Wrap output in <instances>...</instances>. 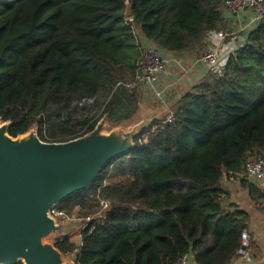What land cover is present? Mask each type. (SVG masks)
Listing matches in <instances>:
<instances>
[{
	"label": "trees",
	"instance_id": "1",
	"mask_svg": "<svg viewBox=\"0 0 264 264\" xmlns=\"http://www.w3.org/2000/svg\"><path fill=\"white\" fill-rule=\"evenodd\" d=\"M222 7V0H0V120L10 122L8 135L36 127L42 142L64 143L104 116L111 124L129 120L139 94L125 84L137 70L139 37L199 58L207 35L226 31ZM87 99L90 109L81 106ZM91 108L98 113H81ZM170 114V122L146 126L89 190L55 206L86 219L97 213L99 190L141 191L87 223L80 247L54 239L74 264H172L183 255L228 264L236 256L248 214L224 206L222 181L264 157V20ZM246 188L264 199L256 185Z\"/></svg>",
	"mask_w": 264,
	"mask_h": 264
},
{
	"label": "water",
	"instance_id": "2",
	"mask_svg": "<svg viewBox=\"0 0 264 264\" xmlns=\"http://www.w3.org/2000/svg\"><path fill=\"white\" fill-rule=\"evenodd\" d=\"M130 16L128 7L125 17ZM106 120L64 143L42 142L36 127L12 138L10 122L0 123V264H74L45 242L59 228L50 210L89 190L111 161L132 151L133 140L152 122L106 133Z\"/></svg>",
	"mask_w": 264,
	"mask_h": 264
},
{
	"label": "crops",
	"instance_id": "3",
	"mask_svg": "<svg viewBox=\"0 0 264 264\" xmlns=\"http://www.w3.org/2000/svg\"><path fill=\"white\" fill-rule=\"evenodd\" d=\"M224 10V8H223ZM223 18L226 23V32L235 28L237 32L241 33L240 37L232 40H219L217 38L218 33H210L205 39V52L209 50H217L218 64L215 68H210L207 65L198 61V57L193 52H181V53H168L160 51V54L169 60L167 67L161 74L158 88L164 89V97L162 101H159L164 106L166 112L170 113V108L183 94L190 91L191 88L200 83L210 71L219 72L226 59L237 48L242 46L246 40V36L257 24L253 22V13L250 10H244L238 15L231 16L225 10L223 11ZM231 33H233L231 31ZM142 42L146 41L142 36L139 37ZM147 42V41H146ZM149 43V42H148ZM139 97L142 95L138 89ZM167 114L165 115L166 118ZM155 118V117H153ZM152 118V121L155 119ZM151 120V119H150ZM140 122V121H139ZM135 124V123H134ZM245 180V185L254 184L259 189L264 183H254L247 175L241 174L236 176H230L222 181V186L226 190L228 197L224 202V206L227 207L232 204L238 210H243L248 214L247 229L244 233L249 236V253L252 258L250 264H264V199H255L251 196L246 186H243L241 180ZM264 193V190L259 189ZM65 218H62L59 222V230L57 231L56 238H65L69 243L80 247L81 239L80 232L78 236H74L73 232L69 230L65 231L68 226ZM80 223L81 221L78 220ZM79 226V225H78ZM81 227V226H79ZM63 231V232H59ZM73 260V256H66ZM190 264H194L192 255H189ZM228 264H246L236 256Z\"/></svg>",
	"mask_w": 264,
	"mask_h": 264
},
{
	"label": "built area",
	"instance_id": "4",
	"mask_svg": "<svg viewBox=\"0 0 264 264\" xmlns=\"http://www.w3.org/2000/svg\"><path fill=\"white\" fill-rule=\"evenodd\" d=\"M222 6L224 10L231 16L238 15L244 10H250L253 13V22H260L264 20V0H222ZM219 40L225 38L224 33L216 34ZM141 53L137 62V70L134 75L133 81L125 84L126 88H136L147 90L153 97L162 101L164 95V89L158 88V82L161 74L167 67L169 60L160 54V51L156 49L152 44L144 41L140 43ZM198 61L207 65L210 68H215L218 64L217 50H209L204 52ZM120 84H118L119 86ZM82 103L91 104L92 100H83ZM81 103V104H82ZM172 120L171 114L166 118V122ZM245 173L254 183H264V157H252L249 158L245 164ZM107 208V207H106ZM104 212L97 215L96 218H101ZM49 215L52 216L59 224L60 220L64 218V214L58 212L53 207ZM91 220L87 219L89 223ZM249 236L244 233L240 239V246L236 252V257L241 259L244 263L250 264L252 258L249 253ZM172 264H190L189 255H183L179 257Z\"/></svg>",
	"mask_w": 264,
	"mask_h": 264
},
{
	"label": "rangeland",
	"instance_id": "5",
	"mask_svg": "<svg viewBox=\"0 0 264 264\" xmlns=\"http://www.w3.org/2000/svg\"><path fill=\"white\" fill-rule=\"evenodd\" d=\"M231 31L233 33H231ZM226 34H227V37L224 38L225 40H232L235 38V41H238L237 37L241 36V33L237 32V30L235 28L227 31ZM140 93L142 95L139 97L138 106H137V109H136L135 113L133 114V116L129 120L122 122L120 124H111L106 120V133H108L114 129L129 128L132 125H134V123H137L141 120H149V119L152 120L153 117H155V118H153L155 120L163 119V118H165L166 114H167V116L170 114L168 112L164 113V112H166L164 106L161 105V103L158 102V99L153 97L147 90L140 91ZM81 106L82 107L84 106V107H87L90 109L91 105L86 104V103H82ZM81 113L84 115L85 114L89 115V117H90V116L97 114L98 111H97V108H91V111L89 114H88V112L86 113V111H81ZM0 123H1V121H0ZM243 174L246 175L245 172ZM140 192H141L140 188H138V187H135L134 190L129 191V192H127V191H124V192L110 191L108 189L99 190L98 194H97V202H98L97 208H96L97 213L90 215L86 219H79L77 217V212H78L77 209L73 212L74 214L70 217H67L64 215V218H65L64 220L66 221V224L68 225L65 228V231L69 230L70 232L74 233L73 234L74 236H78L79 232L81 233V231L84 229L85 225L88 223L87 219H90V220L95 219L97 217V215H99L102 212H105L109 208L110 204H112V203H128L129 201H131L132 195L133 196H139L141 194ZM78 220H80L81 223ZM78 225L81 227H79ZM57 231L50 237V239L45 240V242H49L52 244L54 239L56 238V234H58ZM59 232H63V231H59Z\"/></svg>",
	"mask_w": 264,
	"mask_h": 264
}]
</instances>
